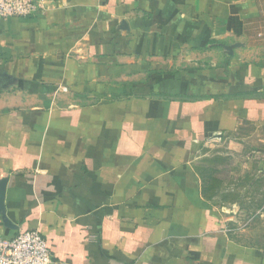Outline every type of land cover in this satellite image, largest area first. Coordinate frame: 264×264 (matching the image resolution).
<instances>
[{
	"label": "crops",
	"instance_id": "0c3cea01",
	"mask_svg": "<svg viewBox=\"0 0 264 264\" xmlns=\"http://www.w3.org/2000/svg\"><path fill=\"white\" fill-rule=\"evenodd\" d=\"M37 1L0 18V238L38 231L58 264H264L250 199L205 196L197 167L234 163L264 218V0Z\"/></svg>",
	"mask_w": 264,
	"mask_h": 264
},
{
	"label": "rangeland",
	"instance_id": "374dc122",
	"mask_svg": "<svg viewBox=\"0 0 264 264\" xmlns=\"http://www.w3.org/2000/svg\"><path fill=\"white\" fill-rule=\"evenodd\" d=\"M197 167L200 170L205 196L217 197L219 203L241 202L244 198H249V202H244L243 216L240 224L245 225L250 220V225L255 230L253 240L264 245V218L257 217L258 200L261 198L262 191L259 192L254 179L244 174H239L234 163L226 162L221 157H206L198 161ZM251 185L247 187L248 183ZM246 187V188H245ZM244 188V190H243ZM243 220V222H242Z\"/></svg>",
	"mask_w": 264,
	"mask_h": 264
},
{
	"label": "built area",
	"instance_id": "2783aa9c",
	"mask_svg": "<svg viewBox=\"0 0 264 264\" xmlns=\"http://www.w3.org/2000/svg\"><path fill=\"white\" fill-rule=\"evenodd\" d=\"M41 4L37 0H0V18L31 17ZM0 264H58L38 231L0 238Z\"/></svg>",
	"mask_w": 264,
	"mask_h": 264
},
{
	"label": "water",
	"instance_id": "95a60500",
	"mask_svg": "<svg viewBox=\"0 0 264 264\" xmlns=\"http://www.w3.org/2000/svg\"><path fill=\"white\" fill-rule=\"evenodd\" d=\"M14 81L7 75L0 73V90L7 89ZM7 179H0V220L6 229L17 230V226L9 219L5 207V194H6Z\"/></svg>",
	"mask_w": 264,
	"mask_h": 264
}]
</instances>
